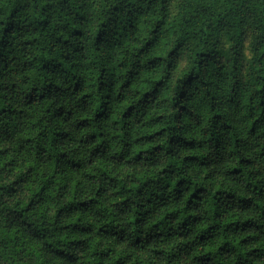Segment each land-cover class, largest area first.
<instances>
[{
    "label": "clouds",
    "instance_id": "9594fccd",
    "mask_svg": "<svg viewBox=\"0 0 264 264\" xmlns=\"http://www.w3.org/2000/svg\"><path fill=\"white\" fill-rule=\"evenodd\" d=\"M209 234L264 264V0H0V264Z\"/></svg>",
    "mask_w": 264,
    "mask_h": 264
},
{
    "label": "trees",
    "instance_id": "16d2710c",
    "mask_svg": "<svg viewBox=\"0 0 264 264\" xmlns=\"http://www.w3.org/2000/svg\"><path fill=\"white\" fill-rule=\"evenodd\" d=\"M180 181H177L179 183ZM139 191V189H137ZM148 210L146 209L145 212ZM173 212H178L177 209H169L167 215L171 216ZM225 222L234 223L235 220L232 217H225ZM247 224V221H244ZM78 231L85 233L87 229L81 227ZM105 231V235H107ZM239 242H243L246 238H237ZM237 241H229L224 239L222 235H211L200 236L199 243L191 246V250L194 253L193 260L194 264H223V256L225 253H229L231 250L235 249ZM99 241L86 240L84 242V250L86 252H91L92 255H86L84 257V264H136L134 258L130 260H122L119 252H113L111 249H106L101 246L100 249L95 247V244ZM197 249H202L197 251ZM114 256L115 259L109 261V256ZM95 257V258H93ZM219 257V259H218ZM138 264H148L146 260H140Z\"/></svg>",
    "mask_w": 264,
    "mask_h": 264
}]
</instances>
